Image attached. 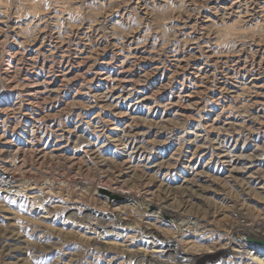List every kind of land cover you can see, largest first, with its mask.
Here are the masks:
<instances>
[{"label":"rangeland","instance_id":"374dc122","mask_svg":"<svg viewBox=\"0 0 264 264\" xmlns=\"http://www.w3.org/2000/svg\"><path fill=\"white\" fill-rule=\"evenodd\" d=\"M238 229L264 0H0V264H264Z\"/></svg>","mask_w":264,"mask_h":264},{"label":"bare ground","instance_id":"6f19581e","mask_svg":"<svg viewBox=\"0 0 264 264\" xmlns=\"http://www.w3.org/2000/svg\"><path fill=\"white\" fill-rule=\"evenodd\" d=\"M164 212V211H163ZM161 213V212H160ZM173 214V213H172ZM173 216V215H172ZM174 217V216H173ZM183 223L181 222L180 223V226L182 225ZM243 225V224H242ZM245 225V224H244ZM239 227V226H238ZM245 228V227H244ZM240 229H241V226H240ZM240 229H238L237 231H236V233H238L239 231H240ZM243 231V230H242ZM242 231H240V232H242ZM256 231V230H255ZM244 233H246L245 235H246V237L244 236V238H243V235H241L240 236V238H237V240H239V241H241L242 242V246H245V245H251V244H253V241L252 240H258V242H260L259 243V245H256L257 246V250L256 251H258L259 249H264V232L263 231H261V232H257V233H255V232H251V231H246V232H242L241 234H244ZM248 237V238H247ZM233 239V238H232ZM252 239V240H251ZM234 240V239H233ZM251 240V241H250ZM236 241V240H235ZM246 241H248V242H246ZM231 242H233V241H231ZM250 243V244H249ZM235 244V243H234ZM260 246V247H259ZM246 247V246H245ZM251 247V246H250ZM242 248V247H241ZM229 249H230V247H229ZM174 250V252L176 253V256L175 257H178L179 255H181V254H184V252L183 251H181L179 248H175V249H173ZM232 250V249H231ZM241 250V249H240ZM264 252V251H263ZM180 259H182V257L180 256ZM196 259V258H195ZM193 263V262H192ZM152 264V263H151ZM182 264V263H181Z\"/></svg>","mask_w":264,"mask_h":264},{"label":"water","instance_id":"95a60500","mask_svg":"<svg viewBox=\"0 0 264 264\" xmlns=\"http://www.w3.org/2000/svg\"><path fill=\"white\" fill-rule=\"evenodd\" d=\"M104 192H105L106 194L110 195V193H109L108 191H105V190H104ZM110 196H111V195H110ZM111 197H113V198H117V199H118L117 196H113V195H112Z\"/></svg>","mask_w":264,"mask_h":264}]
</instances>
